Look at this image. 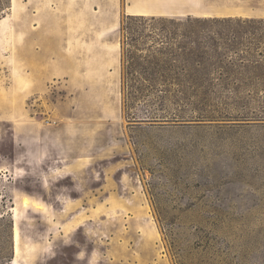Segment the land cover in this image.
Instances as JSON below:
<instances>
[{
    "label": "rangeland",
    "instance_id": "rangeland-1",
    "mask_svg": "<svg viewBox=\"0 0 264 264\" xmlns=\"http://www.w3.org/2000/svg\"><path fill=\"white\" fill-rule=\"evenodd\" d=\"M0 264H264V0H0Z\"/></svg>",
    "mask_w": 264,
    "mask_h": 264
},
{
    "label": "bare ground",
    "instance_id": "bare-ground-1",
    "mask_svg": "<svg viewBox=\"0 0 264 264\" xmlns=\"http://www.w3.org/2000/svg\"><path fill=\"white\" fill-rule=\"evenodd\" d=\"M54 72L58 75L64 74V71L60 66H55ZM28 204H29V200H27V199L24 200V205H28ZM14 240H15V254L17 255L19 252V242H20V234H19V230L17 227L14 228Z\"/></svg>",
    "mask_w": 264,
    "mask_h": 264
}]
</instances>
